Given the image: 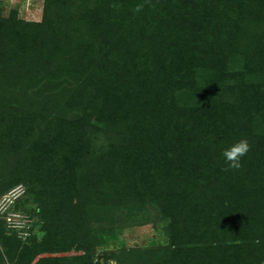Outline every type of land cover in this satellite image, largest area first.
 Wrapping results in <instances>:
<instances>
[{
  "label": "trees",
  "instance_id": "obj_1",
  "mask_svg": "<svg viewBox=\"0 0 264 264\" xmlns=\"http://www.w3.org/2000/svg\"><path fill=\"white\" fill-rule=\"evenodd\" d=\"M19 184L31 235L0 217V264H264V0L0 4V195ZM151 221L165 244L96 253Z\"/></svg>",
  "mask_w": 264,
  "mask_h": 264
},
{
  "label": "rangeland",
  "instance_id": "obj_2",
  "mask_svg": "<svg viewBox=\"0 0 264 264\" xmlns=\"http://www.w3.org/2000/svg\"><path fill=\"white\" fill-rule=\"evenodd\" d=\"M0 4L5 14H8L11 9H18L20 16L27 20H40L42 17L43 0H0ZM161 229L160 222L152 221L147 224L127 226L121 231L118 230L117 237L109 239L107 245L96 250V253L125 247H146L151 243L165 244L166 237Z\"/></svg>",
  "mask_w": 264,
  "mask_h": 264
},
{
  "label": "built area",
  "instance_id": "obj_3",
  "mask_svg": "<svg viewBox=\"0 0 264 264\" xmlns=\"http://www.w3.org/2000/svg\"><path fill=\"white\" fill-rule=\"evenodd\" d=\"M26 193V187L19 184L8 192L0 195V217L6 222L10 232H16L18 237L26 240L30 235L33 218L20 210L14 209L15 202Z\"/></svg>",
  "mask_w": 264,
  "mask_h": 264
},
{
  "label": "clouds",
  "instance_id": "obj_4",
  "mask_svg": "<svg viewBox=\"0 0 264 264\" xmlns=\"http://www.w3.org/2000/svg\"><path fill=\"white\" fill-rule=\"evenodd\" d=\"M143 5H137L135 11H140ZM250 144L247 139H241L229 148L225 149L222 153L225 158L228 168L239 169L242 167V158L250 151Z\"/></svg>",
  "mask_w": 264,
  "mask_h": 264
}]
</instances>
